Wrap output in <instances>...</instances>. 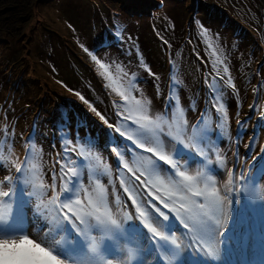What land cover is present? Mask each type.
I'll use <instances>...</instances> for the list:
<instances>
[{"label": "rangeland", "instance_id": "obj_1", "mask_svg": "<svg viewBox=\"0 0 264 264\" xmlns=\"http://www.w3.org/2000/svg\"><path fill=\"white\" fill-rule=\"evenodd\" d=\"M0 1L4 2V5L0 4V20L12 22L10 18L15 16L17 18L14 20L15 26H20V30L15 31L16 36L14 38L18 43L14 51L16 55L14 58L18 59L25 46V51L23 50L21 56L23 62L34 63L37 66L36 72L28 69L24 81L26 82L29 79L33 84L41 85L39 88L44 94L47 93L49 98L42 103H39V100L29 103V98L26 97L29 91H27L26 86L15 82V76L14 78L10 76L11 81L0 85V130L7 131L5 144L11 151L7 164L14 167L15 163L18 161L19 164L22 163L25 156L28 155L29 159L26 167L30 170L33 166L35 167L36 175L39 177L37 183L43 182L47 185V191L51 190L53 171L57 174V186L60 185V164L57 163L59 152H63L65 142H68L72 147H79L75 142L77 135L81 138V141L87 136L95 141L93 158L89 163L92 166L99 167L101 171H103V166L107 164L113 179L111 157H116V155L111 152L109 146L113 147L115 145H107L105 137L113 140L116 133L113 130H107L109 128L99 120L87 104L79 99L76 93L85 97L110 123L113 121V119H110V113L114 109L116 125L120 117L117 115L118 109L115 104L120 103V98L105 86L108 81L99 74L98 66L85 52V48L92 51L98 59L107 64L114 76L117 75L116 65L118 64L123 69L121 75L125 80L133 79V74H135L138 86L151 99L155 114H160L159 106L167 104L169 95L175 94L185 111L187 121L190 115L203 111L205 108L206 118L212 122L213 117L216 116L212 103L218 106L221 100H214L215 94L211 93L209 85L216 83L221 88L222 102L226 103L227 100L231 102L229 108H226L229 119L228 134L223 135L222 138L218 136L214 144L208 145L206 151H208V159L212 157V152L214 153L217 149H220L224 155V168L219 167V162L216 167V170L219 171L212 174L216 180L215 186L222 192L225 190L222 172L225 168L230 167V162L236 156L244 157L248 150L252 152L253 145L254 147L260 145V151L255 153L256 156L263 154L261 152L264 150V120H258V117L261 113H264V19H262L263 24L260 22L261 27L259 28L252 25V23L249 24V20L254 21L256 19V12L264 14V0H259L258 3L257 0H227L226 4L229 7L231 5V3L229 5V1L235 4L236 9L232 7L234 13H243L246 17L242 14H236L238 21L230 22L231 20L224 19L225 21L219 26L214 22L202 20L199 10V1L202 0H193L192 4L186 2L184 7L187 10V15H182V3L184 1L181 2L180 0H177L178 2L175 0H163L162 2L160 0H119L117 2L119 7L116 6L117 8L101 9L97 5V9L91 12H89L91 9L89 0H42V3H35V0ZM123 1L127 2L131 9L135 11L136 21H127L120 17V14L127 15L128 13L127 4H122ZM205 1L215 3L216 0ZM188 6L190 7L188 8ZM140 13L143 16H140ZM89 17L91 20L88 22ZM117 19H120L117 27L114 26L110 29L111 23ZM140 19L145 20V22H140ZM191 21L194 23L193 26ZM197 21H199V25ZM79 22L83 23L82 27L78 24ZM72 23L77 32H74ZM92 27L93 31L91 30ZM50 28L55 32L57 31L64 38H77V41L73 40L70 43L69 40L67 41L74 49V53H69V56L65 52L60 53L57 55L59 57L55 58V63L43 59L46 65L38 64L37 59L40 58L34 52V46L36 42L41 43L43 41L44 29L51 31ZM72 30L75 34L77 33L76 37H74L75 34ZM108 30L116 31L122 35L121 44L117 47L106 42L103 34ZM100 36L103 42H99L98 45H96L97 43L94 44V41ZM27 37L33 39L28 45L26 43ZM4 39L6 40V38ZM22 39L24 40L23 45L20 44L23 41ZM113 39L118 41L120 35L113 37ZM3 43L0 39V51ZM152 48L153 50L150 51L151 55L149 56L147 51ZM94 51H96V54ZM74 56H79L81 61ZM167 60L173 62L172 64L169 63L168 75L165 74L163 66V63L165 65ZM216 60L222 61L217 64L219 75L213 67V61ZM141 61L144 63L142 64ZM145 65L151 69L154 75H149ZM225 66L228 67L227 73H224ZM124 73L127 75H124ZM36 76L47 78L48 81L42 78L47 85ZM229 77H231L235 89L224 84V81ZM167 78L169 81L175 80L177 82L176 86H180L178 96L174 92L163 93V85L166 83ZM99 84L104 85L106 92L111 93L113 105L106 100V95L98 87ZM55 86L60 91L67 89L65 99L73 103H79V110L74 105L66 104L62 106L60 100L62 94L58 95L59 97L54 96L51 101L50 96L52 90L56 89ZM59 90L57 91L61 93ZM252 105H254V108H250ZM32 107L35 111L30 116L19 117L24 111L28 113ZM51 107L62 108L53 111L50 110ZM21 108H23V111L18 112ZM31 116H34V127L33 125L28 126ZM16 119L20 120L21 126L17 130L8 129L7 124L12 123V126L18 124ZM238 120L244 122L243 132L239 135L241 149L238 154L230 156V128H233L234 125L233 130H237ZM174 129L173 127L172 131ZM248 131H257L262 136L261 141H258V138L253 143L251 141L252 147L250 149L246 147L249 144L248 136H245ZM189 136H191V131L188 134L187 129L184 137L186 143ZM24 143L30 153H26L21 157ZM169 147L173 146L169 144ZM181 159L186 160L187 158L181 157ZM187 160L189 175H196L199 170L197 162L191 158ZM3 165L4 161L0 159V166L3 167ZM3 173L5 174L7 171ZM31 174L29 172V175ZM87 179L85 172V182H87ZM108 179V174H104L101 177V183L106 186L108 196L116 199L113 186L107 183ZM198 186L204 187L205 182L201 181ZM93 187H95L94 182L89 187V191ZM45 198H47L46 195ZM32 199V196L27 197V205L30 204ZM128 204V197L121 198V205ZM28 208L29 214L26 221L30 222V225H24V221L19 219L14 220L9 225V229L24 226L23 228L27 231H37L38 225L34 222L32 209L31 207ZM235 214L236 212L229 213V222L235 219ZM114 218H118L123 222L120 228L115 229L117 233L122 232L125 228H131L135 232V236H138L139 230L133 220L123 221V214L114 216ZM152 220L158 226V220L154 217H152ZM161 223L167 228H173L172 233L176 234L177 243L181 244L180 247H173V253L180 260L185 261L187 255L183 247L182 234L179 229L180 224L173 216L162 220ZM57 227L59 228V226ZM54 231L52 236L49 237L50 242H54ZM24 246L27 247L28 245ZM4 247L0 246V249ZM8 247L13 246L9 245ZM15 247L23 246L16 245ZM136 258L140 259V264H152V256L148 248H143Z\"/></svg>", "mask_w": 264, "mask_h": 264}, {"label": "snow or ice", "instance_id": "obj_2", "mask_svg": "<svg viewBox=\"0 0 264 264\" xmlns=\"http://www.w3.org/2000/svg\"><path fill=\"white\" fill-rule=\"evenodd\" d=\"M197 24L199 25V21ZM165 43L167 42L165 41ZM84 50L98 66L99 74L108 81L105 86L120 98L119 104L114 102L118 109L117 115L120 117L118 124L114 126L85 97L79 93L76 95L88 105L107 128L130 141L134 146L133 149H129L131 150L130 159H125L124 150L115 146L111 148V152L115 153L118 158L120 186L123 187L124 192L130 193L129 198L136 206L135 213L138 214L134 216L124 212L123 221L138 219L152 234L154 240H167L172 245L180 247L181 244L177 243L175 233L166 234L153 223L152 217L157 213L167 219V213L156 204V200H160L163 208L168 209V213L175 215L186 230V234H191L189 243L201 247L210 258L217 259L219 241L224 235L222 230L224 225L229 222L232 203L230 194H239L240 192L247 194L249 190L246 183L248 177H245L241 172L240 177L234 179L235 168L228 170V184L224 186L225 190L222 192L215 186L216 180L213 175H206L202 171L197 172L196 175H189L188 160H182L181 157L185 153L189 155L194 153L197 157L203 158L205 168L212 163L208 159L206 148L208 145L214 144L218 133L228 134L229 119L226 103L221 102L218 106L212 103L217 117L215 125L204 121L202 114L198 118V122L191 125V136L188 137L190 142L186 143L184 137L189 125L185 118V111L175 94L169 95L167 102L169 111L164 113V115L170 116L172 122L166 132L162 124L167 121L162 119V115L155 114L152 101L138 86L135 74H133V79L125 80L121 75L123 69L118 64L116 65L117 75L114 76L107 64L98 59L89 49L85 48ZM221 62L220 60L213 61L214 70H217L218 75L217 64ZM141 63L144 62L141 61ZM145 68L150 76L154 75L147 65ZM227 72L228 67L225 66L224 73ZM124 75L127 74L124 73ZM176 83V81L173 82L174 86ZM224 84L235 89L231 77L225 80ZM209 88L211 93L215 94L214 100H222V90L216 83L209 85ZM250 108H254V105ZM258 120H264V113H261ZM243 123L242 121L237 122L241 132ZM173 126L175 133L172 131ZM162 136H167L170 141L175 142V145L170 148L169 143H166ZM75 142L79 145L78 148L72 147L68 142L63 144V157L57 161L60 164L59 189L57 190V174L53 171L49 197L45 198L48 186L43 182L37 183L39 177L36 175L35 167L33 166L31 170L26 167L28 155L25 156L22 163L15 164V178L6 175L0 181V243L5 246L0 249V264H88L86 261L74 262L60 255L58 252V247L61 245L60 240L50 242L49 237L52 236L53 231L58 230L57 226L63 225L65 222L71 224L77 235L86 241H92L87 245V249L100 257L101 264H112L111 259L100 254L104 238L109 236L114 229L123 225V222L114 218L109 211L108 193L106 186L101 183V177L108 174L107 183L113 186V192H115L111 171L107 164L101 171L99 167L89 163L93 158L95 145V141L90 136L81 141L77 135ZM246 147L250 149L251 142ZM135 149L143 151L138 152ZM261 153H264V150ZM165 166L168 167L165 168ZM219 167L224 168V161H220ZM125 169L127 172L124 171ZM29 172L32 174L29 175ZM85 172L88 178L87 182L84 180ZM127 173L132 175L129 176ZM136 181H141L142 184L155 190V198L148 201L155 209L154 212L145 206L142 200L138 202L136 197L142 189L140 185L136 184ZM201 181L205 182L204 187L198 186ZM17 182L28 189L30 188V194L33 197L30 204L24 207L17 206L14 198ZM93 182L95 187L89 191ZM160 188L164 189V195L160 194ZM67 192L73 193L71 198H62ZM146 195L151 196L152 193L149 192ZM116 204H121L120 195H116ZM28 207H31L32 215L35 218L34 222L38 225L37 231L29 232L20 227L9 229V225L14 220L27 218L26 209ZM93 231H98L101 235L99 237L92 236ZM9 245L13 247L9 248ZM16 245L28 246L15 247ZM203 245H208V247L204 249ZM162 258L168 264L172 259L168 256H162ZM125 264L128 262L126 261Z\"/></svg>", "mask_w": 264, "mask_h": 264}, {"label": "trees", "instance_id": "obj_3", "mask_svg": "<svg viewBox=\"0 0 264 264\" xmlns=\"http://www.w3.org/2000/svg\"><path fill=\"white\" fill-rule=\"evenodd\" d=\"M41 1L42 0H35V3H42ZM53 1H55V0H53ZM160 1L162 2L163 0H160ZM175 1H177V0H175ZM180 1L181 2L184 1L182 3L183 4L182 10H181L182 15L183 14L187 15V10L184 7L185 3L189 2V4H192L193 0H190V1L189 0H180ZM196 1H199V0H196ZM232 1H235V0H232ZM117 2H119V0L118 1L117 0H89L90 6H91V9L89 10V12L95 11L97 9V5L101 9H104V8H106V9L112 8L113 9L117 6ZM226 2H227V0H216L215 3L211 2V1H205V0L199 1V3H200L199 10H200V13L202 16V20L205 22H214V24L219 26V24L221 25V23L225 21L224 19H229V20H231L230 22L236 21L237 20L236 14H242L243 16H245L243 13H234L235 11L233 10V8L236 9L235 4H233L231 1H229V5L231 3V5L229 7L226 4ZM258 2H259V0H257V3ZM124 3L127 4V2L123 1L122 4H124ZM0 4L4 5V2L0 1ZM117 7H119V6H117ZM189 7L190 6H188V8ZM246 8H247V6H246ZM127 9H128L127 15L120 14V17H122V19H126L127 21H133V22L136 21L137 18L135 15V11L132 10L128 4H127ZM140 16H143V14L140 13ZM10 19H12V22L0 20V39L4 42L3 44H1L2 48L0 51V85L6 84V82L11 81V77L14 78V76H15V78H14L15 82L26 86L27 91H29L28 96H26L27 98H29L28 102L30 103V102H33L34 100H39V103L40 102L42 103L43 101H45L46 99H49V98H48L47 93L44 94V92L39 88L41 85L33 84L32 81L29 79L26 80V82L24 81L26 78L28 69H31L32 72L37 71L36 70L37 66L34 63L23 62V58L21 56L23 55V52L25 51V46L23 47L24 51L22 50V52L18 56V59L14 58L16 56L14 54V51L16 50L17 43H18L17 40H15V38H14L16 36L15 31H19L20 26H15L16 23H14V20L17 19L15 16H12ZM262 19H264V14H261L260 12H256V19L254 21L249 20V24L252 23V25L259 28V27H261V24H263ZM90 20H91V18L89 17L87 19V21L89 22ZM110 20H112V19H110ZM119 20L120 19H117L114 22H112L111 26L112 25L117 26ZM142 21L145 22V20L140 19V22H142ZM260 22H261V24H260ZM78 24L81 27L83 26L82 22H79ZM191 24L193 26V24H194L193 21H191ZM72 25H73V23H72ZM140 25L142 26L141 23H140ZM73 27H74V25H73ZM91 30L93 31V27ZM44 31H45L44 32L45 34L43 33V36H44L43 41L41 43L36 42L35 46H34V52H36L37 56H39V58H40V59H37V62H39L38 64L42 63V65H44L45 63L43 62V59L48 60L50 62L52 61V63H55L56 62L55 58L59 57L57 55L60 53L65 52V54L68 56H69V53L70 54L74 53V49H72V47L69 45V43H70V41H73V40L77 41V38H73V37H72L73 39L72 38H68V39L64 38L61 34H58L57 31L55 32L52 29H51V31L44 29ZM72 32H73V30H72ZM74 32H77V31H75V27H74ZM107 33H108L107 36L109 37V31ZM76 36H77V33L74 35V37H76ZM4 38H6V40ZM29 39H31V40L28 41ZM26 40H27V42H26L27 45H28V43L33 41L32 38H28V37ZM68 40H69V43L67 42ZM101 41H102V37L100 36L98 39H96L94 41V44H96V43L98 44ZM20 44L23 45L24 40ZM20 49H22V48H20ZM151 50H153V48L149 49V51H147L149 56L151 55L150 54ZM141 55H142V53H141ZM74 57L77 58L79 61H81L79 56H77V57L74 56ZM150 60L152 61L151 58H150ZM165 65L163 63V66L165 69L164 72L166 75H168V72H169L168 61L165 62ZM18 69H20V70H18ZM36 77L39 78L41 81H43V79L48 81V79L45 77H39V76H36ZM43 82L47 85L46 81H43ZM51 82H52V84H54V82L52 80H51ZM55 87H53V88H55ZM49 89H51V88H49ZM57 90H59V89H57V87H56V89L52 90V95L50 96V100L52 101L54 99V96H58V95L62 94L63 95L61 97V99L63 98L62 104L65 103V101H67V99H65V98H66V94H67L66 92L68 90L67 89H64V91L59 90L61 93H59ZM163 93H164V86H163ZM226 108L228 109L229 105ZM50 110L54 111L55 108L51 107Z\"/></svg>", "mask_w": 264, "mask_h": 264}, {"label": "clouds", "instance_id": "obj_4", "mask_svg": "<svg viewBox=\"0 0 264 264\" xmlns=\"http://www.w3.org/2000/svg\"><path fill=\"white\" fill-rule=\"evenodd\" d=\"M113 26V25H112ZM63 100V98L61 99V101Z\"/></svg>", "mask_w": 264, "mask_h": 264}, {"label": "bare ground", "instance_id": "obj_5", "mask_svg": "<svg viewBox=\"0 0 264 264\" xmlns=\"http://www.w3.org/2000/svg\"><path fill=\"white\" fill-rule=\"evenodd\" d=\"M58 189H59V188H58ZM58 189H57V190H58Z\"/></svg>", "mask_w": 264, "mask_h": 264}]
</instances>
